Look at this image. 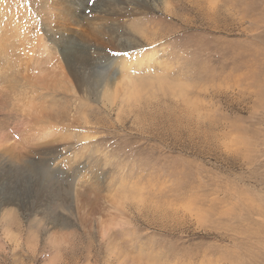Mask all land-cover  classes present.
Wrapping results in <instances>:
<instances>
[{
    "label": "rangeland",
    "instance_id": "374dc122",
    "mask_svg": "<svg viewBox=\"0 0 264 264\" xmlns=\"http://www.w3.org/2000/svg\"><path fill=\"white\" fill-rule=\"evenodd\" d=\"M0 264H264V0H0Z\"/></svg>",
    "mask_w": 264,
    "mask_h": 264
},
{
    "label": "bare ground",
    "instance_id": "6f19581e",
    "mask_svg": "<svg viewBox=\"0 0 264 264\" xmlns=\"http://www.w3.org/2000/svg\"><path fill=\"white\" fill-rule=\"evenodd\" d=\"M73 16V15H72ZM73 18V17H72ZM76 18V17H75ZM77 23V22H76ZM128 98H132L133 97V94L131 92V89L128 87ZM106 100L109 102V103H112L114 98L112 96H107L106 97Z\"/></svg>",
    "mask_w": 264,
    "mask_h": 264
},
{
    "label": "snow or ice",
    "instance_id": "6c2138e0",
    "mask_svg": "<svg viewBox=\"0 0 264 264\" xmlns=\"http://www.w3.org/2000/svg\"><path fill=\"white\" fill-rule=\"evenodd\" d=\"M113 55H116L117 53H112ZM122 55H124V56H128L129 55V53L127 52V51H125V52H123V53H121Z\"/></svg>",
    "mask_w": 264,
    "mask_h": 264
}]
</instances>
